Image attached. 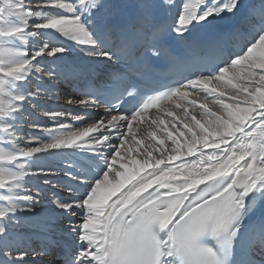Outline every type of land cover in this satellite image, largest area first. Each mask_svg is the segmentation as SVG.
<instances>
[{
    "label": "snow or ice",
    "instance_id": "snow-or-ice-1",
    "mask_svg": "<svg viewBox=\"0 0 264 264\" xmlns=\"http://www.w3.org/2000/svg\"><path fill=\"white\" fill-rule=\"evenodd\" d=\"M106 7L105 0H0V264H36L55 247L63 264H264V0H140L132 25L111 20ZM218 20L230 23L199 35ZM74 48L124 66L103 73L101 87L90 82L82 98H68L85 109L103 103L104 115L72 116L79 128L60 119L71 113L47 110L52 127L31 122L46 136L25 134L42 91L33 81L54 87L62 73L100 74L64 64ZM49 58L59 70L42 63ZM162 61L181 79L141 97V82ZM174 97L183 119L165 115L186 131L163 117L145 120ZM137 121L147 124L144 139ZM65 149L86 155L66 162L67 195L42 214L29 179L53 174L37 162ZM37 221L73 242L24 246L16 229Z\"/></svg>",
    "mask_w": 264,
    "mask_h": 264
},
{
    "label": "bare ground",
    "instance_id": "bare-ground-1",
    "mask_svg": "<svg viewBox=\"0 0 264 264\" xmlns=\"http://www.w3.org/2000/svg\"><path fill=\"white\" fill-rule=\"evenodd\" d=\"M133 2L135 3V16H136V20L138 21V11H139V9H138V7H137V5L139 4V1L138 0H136V2H135V0H133ZM105 3H106V5L109 7V9H108V11H105V14L106 15H108V17L111 19V20H113L114 22H116V20H117V15H118V6L116 5V0H105ZM218 23L222 26V27H226L229 23H230V21L229 20H218ZM66 43H68V42H66ZM71 42H69V44H70ZM75 49V48H74ZM86 54H84V53H82V52H80V50H79V48L77 49L76 48V50H75V56H74V58L75 59H79V63H84L85 61L86 62H96V61H103V60H96L95 58H90V57H88V59H84V56H85ZM85 57H87V56H85ZM68 60V59H67ZM67 60H65V61H67ZM64 61V62H65ZM63 62V63H64ZM94 62V63H95ZM42 63L45 65V66H50V67H53V65L54 64H52L51 63V58H49V60L48 61H42ZM57 66V65H56ZM59 70V69H58ZM61 77H63V75H61ZM96 78H98V77H96ZM60 79V78H59ZM56 81H58V80H56ZM37 83H39L40 84V86H41V96H47L48 95V89L49 88H52V90H54V88H56V87H52V86H50V85H48V84H45L43 81H33V83H32V86H34V85H36ZM55 83V82H54ZM63 90H66V88H63ZM55 91V90H54ZM50 93V92H49ZM60 95V94H59ZM49 97H52V95L50 96V94L48 95ZM193 97V99H196L197 97L196 96H192ZM46 99V98H45ZM49 99V98H48ZM52 100H54L53 99V97L51 98ZM62 99H66V98H62ZM202 100V97H201V99H197V103L199 104V102ZM38 101V100H37ZM178 100L177 99H175L174 101H173V103H171V105H173V104H175L176 102H177ZM68 102V101H67ZM66 102V103H67ZM178 103V102H177ZM46 104V103H45ZM60 103H54V105L55 106H53L52 108H55V109H58V111H60V112H65V113H67L68 111H66V109H65V107L64 106H60L59 105ZM68 104V103H67ZM66 105V104H65ZM170 105V106H171ZM43 107H46V108H48V109H50V110H55V109H52L51 107H50V103H49V105L48 106H46V105H43ZM43 107H39V110H38V115H39V117H37L39 120H41V122H47L48 123V125H51V124H53V122L50 120V119H48L46 116H44V112L46 111L45 109H43ZM173 107H175V106H171L170 108H168V107H164V108H162L161 110H163V111H165V110H172V108ZM213 110H216L215 108H213ZM56 111V110H55ZM160 111V110H159ZM189 112H190V110H189ZM157 113H159L158 111H157ZM154 114H156V113H153V114H148V115H146V116H152V115H154ZM26 115H29V114H26ZM176 115H178V113H176ZM179 116V115H178ZM180 117H181V115H180ZM64 118H67V119H65V121L66 120H68L69 121V123H67L68 125H70L71 126V124H73V122H72V120H69V119H71V117L69 116V115H66V116H64V117H61L60 119H64ZM36 118L34 117L33 118V120H35ZM38 119H37V122H39L38 121ZM63 121V120H62ZM64 122V121H63ZM138 122V121H137ZM137 122H134V123H137ZM40 123V122H39ZM66 123V122H65ZM42 126V128H49L48 126H45V125H41ZM170 127V126H169ZM31 128V127H30ZM33 130V134H36L37 132H41V133H38L39 135H43V137L42 138H44L45 136H46V132H43V131H41L40 129H36V128H33V129H31V131ZM24 133L25 134H27V135H31L30 134V132L28 133V132H26V131H24ZM34 136V135H33ZM183 139V138H182ZM170 146H171V143H170ZM63 152H66V156H68L69 154H75L74 153V151L73 150H71V149H65V150H62L61 151V153H63ZM59 157H61V158H64V156H58V155H53V156H47V155H44V158H42L41 160H39L37 163L39 164V165H41V166H43L46 170H50L51 172H56L57 174H59V176L58 177H55L53 180L50 178L51 177V175H41V176H44L42 179H43V181L42 182H44V180L45 179H47L48 181H51V183H54V187H57L56 189H58V187H60L58 190H61L62 189V181H63V179H64V177L62 176L63 174H62V170L64 169L63 167H62V165H57L56 164V162H59L58 161V159H59ZM189 159H191V158H189ZM41 176H32L30 179H33L34 181L33 182H35L38 178H40ZM36 183L37 182H35V183H32V181H29V184H30V188L32 187V191L34 192V191H36L37 189H39V185H36ZM45 184V183H44ZM55 193H56V191H54ZM67 194H65L64 196H66ZM51 198H54V197H48V195L45 193V190L44 191H42L41 192V197H40V202H39V204L37 205V210L40 212V213H42V214H44V213H47V212H50L53 208H54V203H53V200L54 199H51ZM74 220H78L79 221V217L77 216V217H74ZM16 231L21 235V237L23 238V241H24V246L26 245V243H28V242H31L30 244H32V245H37L38 243H39V239L37 238L39 235H37L38 233H40V232H45L46 234H48V235H52V236H54V235H57V233H48L46 230H45V228L43 227V225L41 224V223H39L38 221L37 222H31V223H24V224H21L17 229H16ZM59 233V232H58ZM66 234V233H65ZM66 235H68V234H66ZM37 238V239H36ZM72 238H74V237H72ZM43 241V240H42ZM13 255H15V253L13 254ZM0 258H2V257H0Z\"/></svg>",
    "mask_w": 264,
    "mask_h": 264
},
{
    "label": "rangeland",
    "instance_id": "rangeland-1",
    "mask_svg": "<svg viewBox=\"0 0 264 264\" xmlns=\"http://www.w3.org/2000/svg\"><path fill=\"white\" fill-rule=\"evenodd\" d=\"M255 0H246L245 1V3H252V2H254ZM108 10V9H107ZM106 9H105V11H107ZM69 43V42H68ZM71 44V43H70ZM78 49V48H77ZM75 50H76V48L74 49V53H75ZM74 56H75V54H73V56L71 57V58H74ZM85 56H87V55H85ZM84 56V59H88V56L87 57H85ZM75 59V58H74ZM96 59V58H95ZM68 61V60H67ZM79 61V60H78ZM52 68H54V69H56L57 68V66H56V64H54L53 65V67ZM53 84L56 86V84L53 82ZM36 85H34V86H32L33 88L35 87ZM53 87V86H52ZM50 89V88H49ZM55 89V88H54ZM50 91H54V90H50ZM55 93H61V90L59 91V90H57V92L55 91ZM50 93L48 92V95H49ZM40 96V97H38L37 98V103L39 104V107H43V105H46V106H48L49 105V102H52L51 104H50V107L52 108L53 106H55L54 105V103H57L56 101H54V100H52L51 98L53 97H49V96ZM68 95H70L71 96V94H68ZM50 96H51V94H50ZM64 96L63 95H61V96H58V99H56V100H58V102H60V106H64L66 109L67 108H69L72 104H67L66 102H67V100L66 99H62ZM46 98V99H45ZM49 98V99H48ZM54 98V97H53ZM197 99V98H196ZM201 99V98H200ZM66 100V101H65ZM46 103V104H45ZM62 104V105H61ZM66 104V105H65ZM174 108H176V107H173L172 108V110L174 109ZM43 109H45L46 111L47 110H50V109H48V108H46V107H43ZM52 109H55V108H52ZM56 111H58V109H55ZM171 109L170 110H168L167 109V111H172ZM165 111H163L161 114H157V115H155V116H153V118H156V117H163V118H165L166 120H168L171 124L172 123H176L177 124V127L178 128H181V130H184V129H182V127H181V124L180 123H178L177 121H175V120H173V118H171V117H167L166 115H165V113H164ZM172 112H175V113H178V115L180 116L181 115V110L180 109H177L176 108V110H174V111H172ZM191 112V111H190ZM38 110H36V109H29V112H28V114L29 115H27L28 117H29V119H28V122L24 125V131H26V132H30V134L31 135H34V136H36L37 138H41V139H43L42 137H43V135H39L38 133H41V132H37L36 134H33V130L31 131V129H33V127L31 126V122H32V120H33V118L35 117L36 119H38L37 118V116H39L38 114ZM177 115V116H178ZM198 115V114H197ZM198 118H199V116H198ZM181 119H183V117H182V115H181ZM93 120H95V119H91V120H89L88 122H91V121H93ZM38 121L40 122V124L41 125H45V126H48V123L46 122H41V120H39L38 119ZM146 121H148V122H150V119H146ZM78 123H81V122H78ZM140 127H142V126H144L145 128H147V124L146 123H141V122H138L137 123ZM79 126H81V128H82V126H84V124H78ZM50 126V125H49ZM31 127V128H30ZM52 127V126H51ZM161 127V126H160ZM171 127V126H170ZM184 131H186V130H184ZM137 133V138L138 139H144V136L146 135V129L145 130H143V131H141V130H139V131H137L136 132ZM157 135L158 136H160L161 134H160V132H157ZM186 135H188L187 133H186ZM161 138H163V136H161ZM144 143H145V145H147V144H149V143H154L153 141H151V140H148V139H145L144 140ZM170 141H166V144L170 147ZM133 155H136V153H133ZM154 155H158L157 153H154ZM137 158H141V157H137ZM44 176H41L40 178H38L35 182H38V181H43V178ZM30 186V184H28V187ZM32 188V187H31Z\"/></svg>",
    "mask_w": 264,
    "mask_h": 264
}]
</instances>
